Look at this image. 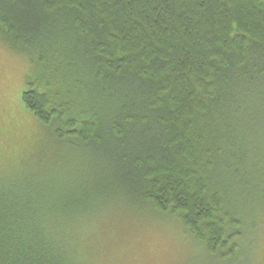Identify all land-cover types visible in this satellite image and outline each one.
I'll return each instance as SVG.
<instances>
[{
    "label": "trees",
    "instance_id": "1",
    "mask_svg": "<svg viewBox=\"0 0 264 264\" xmlns=\"http://www.w3.org/2000/svg\"><path fill=\"white\" fill-rule=\"evenodd\" d=\"M0 27L42 80L71 83L37 78L26 109L108 172L73 196L0 183V264H91L87 190L178 219L214 259L246 250L264 209V0H0Z\"/></svg>",
    "mask_w": 264,
    "mask_h": 264
},
{
    "label": "rangeland",
    "instance_id": "2",
    "mask_svg": "<svg viewBox=\"0 0 264 264\" xmlns=\"http://www.w3.org/2000/svg\"><path fill=\"white\" fill-rule=\"evenodd\" d=\"M33 56L17 51L0 27L1 185L45 183L61 187L68 196H73L82 189L104 184L108 172L98 165L89 148L73 140L57 139L51 129L26 109L23 94L37 78L44 91L47 79L53 75L57 94H64L66 86L71 85L62 78V71L54 68L42 80L44 74ZM86 193L91 204L101 206L92 219L89 214V230L83 235L88 248L84 257L91 264H264L262 203H258L263 211L255 228L246 227L250 234L246 250L235 261L222 262L209 256L178 219L150 210L137 213L115 210L123 202L121 196L105 191L97 194L94 190Z\"/></svg>",
    "mask_w": 264,
    "mask_h": 264
}]
</instances>
